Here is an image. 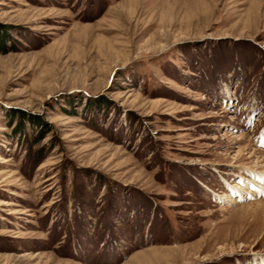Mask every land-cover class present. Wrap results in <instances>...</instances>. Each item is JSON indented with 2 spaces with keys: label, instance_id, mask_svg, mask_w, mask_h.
Instances as JSON below:
<instances>
[{
  "label": "rangeland",
  "instance_id": "obj_1",
  "mask_svg": "<svg viewBox=\"0 0 264 264\" xmlns=\"http://www.w3.org/2000/svg\"><path fill=\"white\" fill-rule=\"evenodd\" d=\"M262 172L264 0H0V264H264Z\"/></svg>",
  "mask_w": 264,
  "mask_h": 264
},
{
  "label": "bare ground",
  "instance_id": "obj_2",
  "mask_svg": "<svg viewBox=\"0 0 264 264\" xmlns=\"http://www.w3.org/2000/svg\"><path fill=\"white\" fill-rule=\"evenodd\" d=\"M261 177V176H260ZM262 181H263V184L261 185V186H256L257 188H256V190H257V193H256V195L258 194V192L259 193H264V172H262ZM254 183L256 184V180L254 181ZM237 190V194H235V197H238V196H240V197H244L245 195L244 194H242L241 193V188H238V189H236ZM246 193H248V194H253V193H255V192H253V191H251L250 189L249 190H247V192ZM222 200H226V201H237V199L235 200L234 199V197L233 196H227V195H224L223 197H222ZM264 207V202H263V204H262V208Z\"/></svg>",
  "mask_w": 264,
  "mask_h": 264
}]
</instances>
